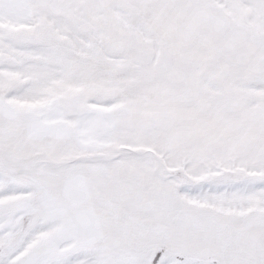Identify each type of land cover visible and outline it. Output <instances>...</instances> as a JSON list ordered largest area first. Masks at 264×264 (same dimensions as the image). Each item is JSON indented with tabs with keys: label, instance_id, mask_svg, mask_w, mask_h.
Returning <instances> with one entry per match:
<instances>
[{
	"label": "snow or ice",
	"instance_id": "6c2138e0",
	"mask_svg": "<svg viewBox=\"0 0 264 264\" xmlns=\"http://www.w3.org/2000/svg\"><path fill=\"white\" fill-rule=\"evenodd\" d=\"M0 264H264V0H0Z\"/></svg>",
	"mask_w": 264,
	"mask_h": 264
}]
</instances>
